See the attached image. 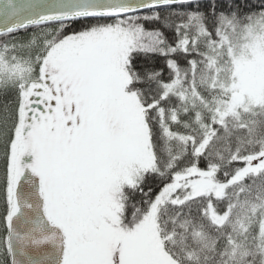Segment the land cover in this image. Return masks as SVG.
<instances>
[{
    "label": "snow or ice",
    "instance_id": "obj_1",
    "mask_svg": "<svg viewBox=\"0 0 264 264\" xmlns=\"http://www.w3.org/2000/svg\"><path fill=\"white\" fill-rule=\"evenodd\" d=\"M0 264H264V0H0Z\"/></svg>",
    "mask_w": 264,
    "mask_h": 264
},
{
    "label": "trees",
    "instance_id": "obj_2",
    "mask_svg": "<svg viewBox=\"0 0 264 264\" xmlns=\"http://www.w3.org/2000/svg\"><path fill=\"white\" fill-rule=\"evenodd\" d=\"M161 63H162V61H161Z\"/></svg>",
    "mask_w": 264,
    "mask_h": 264
}]
</instances>
